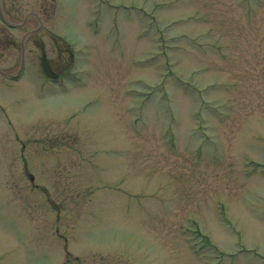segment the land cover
Returning <instances> with one entry per match:
<instances>
[{
    "label": "rangeland",
    "instance_id": "1",
    "mask_svg": "<svg viewBox=\"0 0 264 264\" xmlns=\"http://www.w3.org/2000/svg\"><path fill=\"white\" fill-rule=\"evenodd\" d=\"M57 1L75 80L48 94L29 40L0 82V264H264V0H123L152 16L93 34Z\"/></svg>",
    "mask_w": 264,
    "mask_h": 264
},
{
    "label": "flooded vegetation",
    "instance_id": "2",
    "mask_svg": "<svg viewBox=\"0 0 264 264\" xmlns=\"http://www.w3.org/2000/svg\"><path fill=\"white\" fill-rule=\"evenodd\" d=\"M38 1V6H36L35 9L28 10V4L25 0H0V37L7 39V43H15L13 40L14 37L12 38V36L16 33H21L17 47L18 58L16 62V71L20 61L23 60V58L24 61L27 60L25 50L26 44L29 40H32L39 51V65L42 71L41 77L44 85L52 86L56 81L71 75L70 66L76 60V55L74 50H72L64 40L54 35L56 28H58L59 19H61V15H63L59 10V2L57 0H51V4L49 5L45 4L44 0ZM82 1L85 4L86 10V15L82 22L89 31H101L107 27H112V30L115 31L122 30L121 24H108V19L117 18L119 22V19L123 20L125 17L134 16L133 12H124L123 10H128L129 7L135 8V6H128L123 0H79L81 10ZM1 16L4 17L9 24L4 23L1 20ZM49 19L51 20L50 23ZM110 22L109 20V23ZM76 30L83 31L84 28H78ZM24 36H26V38L23 44ZM45 39L50 40L52 46L46 44L44 41ZM40 46L43 47L46 59L49 62V74H45L42 70L41 56L43 50H41ZM3 54L4 51L0 50V55ZM9 69L11 68L0 66V82H5V78L16 81L23 77V72L15 74V70ZM9 74H13L14 78H10ZM44 139L50 138L45 136ZM21 146L23 147V140ZM20 155L23 156L22 153H20Z\"/></svg>",
    "mask_w": 264,
    "mask_h": 264
},
{
    "label": "water",
    "instance_id": "3",
    "mask_svg": "<svg viewBox=\"0 0 264 264\" xmlns=\"http://www.w3.org/2000/svg\"><path fill=\"white\" fill-rule=\"evenodd\" d=\"M43 65H44V68H45V70L47 71L48 70V67H47V64H46V62H45V59L43 58Z\"/></svg>",
    "mask_w": 264,
    "mask_h": 264
},
{
    "label": "bare ground",
    "instance_id": "4",
    "mask_svg": "<svg viewBox=\"0 0 264 264\" xmlns=\"http://www.w3.org/2000/svg\"><path fill=\"white\" fill-rule=\"evenodd\" d=\"M78 8H80V7H78Z\"/></svg>",
    "mask_w": 264,
    "mask_h": 264
}]
</instances>
